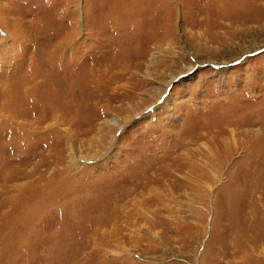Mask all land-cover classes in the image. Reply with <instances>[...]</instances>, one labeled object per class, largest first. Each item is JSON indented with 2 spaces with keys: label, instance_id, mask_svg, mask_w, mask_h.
<instances>
[{
  "label": "rangeland",
  "instance_id": "374dc122",
  "mask_svg": "<svg viewBox=\"0 0 264 264\" xmlns=\"http://www.w3.org/2000/svg\"><path fill=\"white\" fill-rule=\"evenodd\" d=\"M257 204L264 0H0V264H264Z\"/></svg>",
  "mask_w": 264,
  "mask_h": 264
},
{
  "label": "bare ground",
  "instance_id": "6f19581e",
  "mask_svg": "<svg viewBox=\"0 0 264 264\" xmlns=\"http://www.w3.org/2000/svg\"><path fill=\"white\" fill-rule=\"evenodd\" d=\"M130 2V1H129ZM121 27V26H120ZM139 33V32H138ZM218 134V133H217ZM260 137V136H259ZM238 144V143H237ZM257 146V145H256ZM259 146V145H258ZM263 147V145H261ZM258 149V148H257ZM252 157V156H251ZM242 160V159H241ZM264 209L259 205L257 204L254 208V211H253V219L256 218L258 219L259 221L264 217ZM255 216V217H254ZM259 216H260V219H259ZM262 221V220H261ZM256 223V222H255ZM262 223V222H261ZM260 224H258V227H259Z\"/></svg>",
  "mask_w": 264,
  "mask_h": 264
}]
</instances>
